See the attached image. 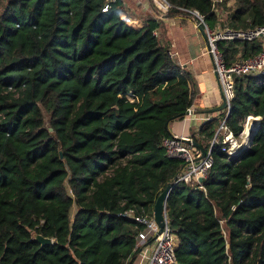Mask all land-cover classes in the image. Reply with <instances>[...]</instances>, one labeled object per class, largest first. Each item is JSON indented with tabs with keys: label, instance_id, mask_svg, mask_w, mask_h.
<instances>
[{
	"label": "trees",
	"instance_id": "obj_1",
	"mask_svg": "<svg viewBox=\"0 0 264 264\" xmlns=\"http://www.w3.org/2000/svg\"><path fill=\"white\" fill-rule=\"evenodd\" d=\"M167 1L168 17L198 11L209 27L218 22L213 0ZM227 21L236 30L263 26L264 0H238ZM157 27L129 18L121 0L0 6V264L133 258L142 226L121 214L153 215L184 165L163 147L167 124L193 103L190 76L169 58ZM219 48L228 64L263 50L245 41ZM249 116L260 118L250 148L229 158L215 144L202 184L171 191L175 264H264V76L236 81L223 120L238 136ZM219 121L201 126L203 141ZM36 234L54 243L43 246Z\"/></svg>",
	"mask_w": 264,
	"mask_h": 264
},
{
	"label": "built area",
	"instance_id": "obj_2",
	"mask_svg": "<svg viewBox=\"0 0 264 264\" xmlns=\"http://www.w3.org/2000/svg\"><path fill=\"white\" fill-rule=\"evenodd\" d=\"M116 0H108V3H115ZM224 0H213V8L216 11L217 6L223 3ZM109 5L104 10H107ZM170 8L174 6L169 4ZM195 16L200 26L203 27L208 47L207 54L212 58L214 64V71L217 74L218 82L228 107L224 110L226 118L231 110V103L235 98L236 81L240 78L247 76H264V25L261 27L236 30L229 27L211 28L205 22V17L198 11L190 12ZM154 35L159 37V33L154 31ZM260 42L263 50L260 54L249 58L237 57L232 63L228 64L225 56L219 48L220 42ZM169 58L173 59L176 54L168 53ZM182 74V72H180ZM131 101H134L132 94L128 95ZM189 115L191 110H188ZM188 116V115H187ZM213 118L205 115L202 118L203 123H207ZM250 122L254 123V128L259 126L260 120L257 117L249 116L244 125L243 131L237 136L227 125L226 119L220 123L214 139L208 143L210 147L207 155L200 161L196 159L202 156L199 149L191 144H187L183 136L172 135L163 140V147L169 158L180 159L184 162L183 167L180 169L174 179V183H185L189 186L201 185L200 179L207 176L209 170L214 165V157L212 149L215 144L221 145V151L229 156V158L237 157L243 150L251 147V137L249 143L245 142L248 134L245 133ZM252 135V133H251ZM236 208H234L235 210ZM122 217L135 221L142 229L138 232L137 245L134 254L140 259L138 264H175L176 263V250L177 238L173 229L170 226L169 219L167 218L166 225L162 231L154 220V215L138 214L134 209H130L123 214ZM128 263V262H127Z\"/></svg>",
	"mask_w": 264,
	"mask_h": 264
},
{
	"label": "crops",
	"instance_id": "obj_3",
	"mask_svg": "<svg viewBox=\"0 0 264 264\" xmlns=\"http://www.w3.org/2000/svg\"><path fill=\"white\" fill-rule=\"evenodd\" d=\"M163 1V2H162ZM238 0H224L217 7L218 22L215 28L226 27L222 21L233 11ZM126 15L135 21H155L158 27L161 45L176 54L172 59L184 74H189L190 88L193 92L191 114L169 124L171 135L183 136L186 139H201L199 131L204 124L203 116L219 118L222 122L225 111L210 113L209 110L220 107L223 103L222 91L214 71L212 58L207 54L208 47L205 32L200 29L198 19L190 15L168 17L171 8L167 0H121ZM225 3V4H224ZM224 4V5H223ZM241 53L238 57H241ZM260 120V118H258ZM202 147L208 146L201 139ZM140 259L134 254L127 264H138Z\"/></svg>",
	"mask_w": 264,
	"mask_h": 264
},
{
	"label": "water",
	"instance_id": "obj_4",
	"mask_svg": "<svg viewBox=\"0 0 264 264\" xmlns=\"http://www.w3.org/2000/svg\"><path fill=\"white\" fill-rule=\"evenodd\" d=\"M200 29L202 31H204L203 27L200 26ZM217 75V74H216ZM222 98H223V103L220 107L214 108L209 110L210 113H217L220 111L225 110L228 107V103L225 100L223 93H222ZM230 114V113H229ZM189 115V113L187 112L185 116ZM169 127V124H167V128ZM258 129V126L256 128H254L252 135H251V144L253 143V139L254 136L256 134V131ZM52 131V129L50 130ZM187 144H191L192 146H194L195 148L199 149L202 153V156L198 159H196L197 161H200L202 158H204L207 155V151L204 150L198 143H196L194 140H185ZM200 182H203V178L200 179ZM175 183L174 180L173 182H171L170 184H168V186L166 187V189L160 194V196L158 197V199L156 200V203L154 205V211H153V215H154V220L157 223V225L160 228V231H162L166 225L167 222V200L169 198V195L171 193V191L174 189L175 187ZM34 239L36 241H38L39 243H41L43 246H47V245H52L54 243L53 239L51 238H46L42 235L36 234L34 235Z\"/></svg>",
	"mask_w": 264,
	"mask_h": 264
},
{
	"label": "rangeland",
	"instance_id": "obj_5",
	"mask_svg": "<svg viewBox=\"0 0 264 264\" xmlns=\"http://www.w3.org/2000/svg\"><path fill=\"white\" fill-rule=\"evenodd\" d=\"M7 1L8 0H0V6H5V4L7 3ZM163 2V1H162ZM222 24L224 25V26H226V27H228V21H227V18H226V20L224 19V21H222ZM44 117H45V123H46V126L48 127V125H49V116H48V114L47 113H44ZM68 191H69V193L71 194V191H70V189L68 188ZM76 212V208H74L73 209V211H72V215H74V213Z\"/></svg>",
	"mask_w": 264,
	"mask_h": 264
},
{
	"label": "bare ground",
	"instance_id": "obj_6",
	"mask_svg": "<svg viewBox=\"0 0 264 264\" xmlns=\"http://www.w3.org/2000/svg\"><path fill=\"white\" fill-rule=\"evenodd\" d=\"M254 126V123L253 122H250V124L248 125L247 127V130L245 133L248 134V138L245 139V142L248 144L249 143V138L251 137V133H252V127Z\"/></svg>",
	"mask_w": 264,
	"mask_h": 264
}]
</instances>
